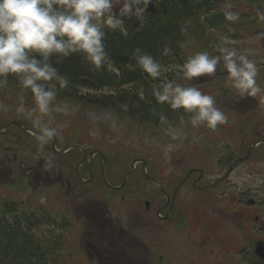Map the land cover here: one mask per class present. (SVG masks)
I'll use <instances>...</instances> for the list:
<instances>
[{
	"label": "rangeland",
	"instance_id": "rangeland-1",
	"mask_svg": "<svg viewBox=\"0 0 264 264\" xmlns=\"http://www.w3.org/2000/svg\"><path fill=\"white\" fill-rule=\"evenodd\" d=\"M229 6L231 11L240 14L239 21L229 27L227 32L221 30L222 33L229 34L221 35L220 32L212 30L208 35L207 43L192 41L187 45V51L190 56L202 51L216 55L217 45L227 38L228 47L237 49L239 53L248 54L249 59L257 63L260 74L257 82L261 85L264 83V38L258 37V34L264 33V23L257 21L256 13L258 10L264 11V0H225L224 10H229ZM203 76L186 80L181 73V76H176L173 81L185 87H196L203 94L214 97L216 106L228 117V123L218 125L215 131L204 126L193 128L189 123L181 125V117L187 122L189 116L178 115L180 121L167 120L168 123L162 126L161 131H156L159 134L152 132L153 136L146 132V135H142L135 133L113 112L84 106L75 99L53 101L51 116L45 117V122L51 120L50 126L58 128V142L55 145L57 149L78 144L87 152L100 150L107 156L106 162L109 164L110 161L109 165L114 166L115 170L127 166L135 158H146L149 164L167 160L166 171H163L166 184L162 182L161 184L166 191L174 189V194L179 189L178 196L184 200V214L190 217L189 212L196 207L192 208L189 203H185V200L197 204L196 219L200 222H205L206 218L203 216L210 213L216 217L223 216L220 205L229 209L230 214L225 220L215 219V222L225 228L211 226L202 230L206 234L210 233L207 235L208 240H212V236L216 238V241L208 243L215 251H212L213 257L216 253L213 259L215 264L218 262L239 264L244 251L247 249L249 252L250 248L253 249L256 240L264 239V145L254 148L249 159L244 158L246 149L253 144V141L257 137L264 138V100L261 99L264 96L260 95L254 100L246 97L238 99L239 97L228 86L227 73L222 65L218 66L213 76L205 78ZM21 103L26 109L35 107L33 97L16 94L8 87L0 88V130L11 121L20 122L21 126L27 127L26 131L29 133L37 130L31 120L23 118L16 111ZM256 121L261 123L255 124ZM169 125L183 127L185 136L179 141H170V138L164 134L165 128ZM7 130L0 135V196H10L22 201L29 200L30 207L32 204L43 205L56 216L58 223H66L63 234L66 237L67 228L69 229L66 203L61 199L59 188L51 185L49 177L53 173L57 175V172L66 176L73 171L81 150L76 148L58 153L52 149L53 141H51L45 146L42 154L36 137L28 136L29 139L24 137V133L21 132L23 128L18 130L12 127ZM247 130H259L261 133L258 135L255 131L247 133ZM138 134L143 138H139ZM169 142L177 144V148L166 155L165 146ZM42 155H47L54 161V167L48 170L50 176L39 173L46 171ZM228 158L231 159L227 160ZM238 159L240 160L237 161ZM90 162L99 164L101 160L100 157H94ZM169 163L173 164L170 168ZM232 165L234 166L231 167ZM195 167H200L203 171L201 182L214 181V184L209 183L207 189L195 190L191 188L193 187L191 181L184 183L191 172L189 169L195 170ZM110 173H114L111 168ZM244 175L247 179L237 183V180ZM93 186L96 187L97 182L93 181L90 188L92 189ZM152 189V193L158 198V192L153 186ZM93 195L95 194L92 193L89 197ZM249 199H253L254 203L248 204ZM232 201L236 204H232ZM120 205L115 202L114 210L122 212ZM240 205L242 207L238 209L237 206ZM234 210H244L245 215L239 217ZM170 227L168 224L165 226L166 229ZM223 233L226 234L222 235ZM224 236H228L226 242L230 241L225 250L217 243L220 241L217 237ZM161 239L164 237L162 236ZM171 240L169 242L166 239L164 244L174 250L173 255L180 264H186L183 260V252L186 253L187 249L185 236L182 237L181 242ZM66 250L67 254L68 246ZM66 254L62 256L70 258L71 254L68 256ZM198 255L200 260L198 264H206L202 262L203 257ZM222 259L224 260L221 261ZM68 264L90 263L80 259L79 262L76 260L74 263L70 260Z\"/></svg>",
	"mask_w": 264,
	"mask_h": 264
},
{
	"label": "clouds",
	"instance_id": "clouds-1",
	"mask_svg": "<svg viewBox=\"0 0 264 264\" xmlns=\"http://www.w3.org/2000/svg\"><path fill=\"white\" fill-rule=\"evenodd\" d=\"M152 0H0V88L6 87L9 75H14L22 90H29L35 107L26 109L21 103L16 111L23 118L31 120L41 153L45 146L59 135L58 128L52 127L50 117L52 104L58 88L66 89L69 80L61 74L57 64L79 54L83 61L97 71L113 66V60L106 45V29L125 32V19H140L147 12ZM119 5L118 11L114 8ZM224 12L225 20L236 23L239 12ZM258 22L264 23V11L256 13ZM258 37L264 38V33ZM190 41L181 44L184 47ZM224 38L217 45L216 55L207 51L189 56L179 71L186 80L203 75L213 76L218 66L227 73L228 86L240 97L256 98L264 92L257 82L259 68L248 54L239 53L228 47ZM172 50L165 46L161 55H170ZM135 64H127L129 71L136 67L153 80L160 82L153 88L157 103H167L171 109H183L190 114L186 122L193 128L204 126L215 131L218 125L228 123L227 115L216 106L213 96L203 94L196 87H185L172 80L162 79L167 69L151 54L135 48L131 53ZM55 58V59H53ZM264 100V97H261ZM166 119V118H164ZM164 134L170 141H179L185 136L183 127L169 125ZM177 144L169 142L165 154L175 151ZM45 170L54 167V161L47 155ZM244 175L237 180L242 183Z\"/></svg>",
	"mask_w": 264,
	"mask_h": 264
},
{
	"label": "trees",
	"instance_id": "trees-1",
	"mask_svg": "<svg viewBox=\"0 0 264 264\" xmlns=\"http://www.w3.org/2000/svg\"><path fill=\"white\" fill-rule=\"evenodd\" d=\"M224 2L152 0L142 18L125 19V32L105 30L104 42L113 60L111 69H92L79 54L56 65L61 74L67 76L69 85L66 89L58 88L55 100L75 99L87 107L107 109L142 135L148 132L154 136L152 132L161 131L167 120H178V115L189 116L183 109L173 110L167 103H157L152 92L160 81L153 80L138 67L129 71L126 65L135 64L131 53L138 47L167 69L162 79L173 81L176 76L180 77L179 66L190 56L187 51L189 43L181 47L182 43H207L212 30L228 35L222 32L235 25L225 20ZM118 8L116 6L113 11ZM165 46L172 50L170 55H161ZM6 87L32 98L29 90L20 88L14 75H9ZM12 127L22 130L16 124L8 130ZM21 132L28 139L35 137ZM139 134L138 137L143 138ZM65 227V222L58 223L56 216L41 204L30 207L29 200L0 196V264H68L70 260L74 263L72 243L68 234L63 235ZM67 246L69 251L66 254ZM63 254L71 255L68 258ZM240 261L239 264H264L251 248L249 252L244 251Z\"/></svg>",
	"mask_w": 264,
	"mask_h": 264
},
{
	"label": "flooded vegetation",
	"instance_id": "flooded-vegetation-1",
	"mask_svg": "<svg viewBox=\"0 0 264 264\" xmlns=\"http://www.w3.org/2000/svg\"><path fill=\"white\" fill-rule=\"evenodd\" d=\"M259 76L260 74L257 77ZM260 86L264 88V83ZM260 95L264 96L263 92ZM260 123V121L255 122V124ZM254 131L257 135L261 133L259 130H247V133ZM259 145H264L263 137H257L246 149L245 154L249 148L252 152ZM84 151L83 154L81 150L74 170L66 176L61 172L50 176L48 170L39 172L50 176L51 185L59 188L61 199L66 203L69 216L67 234L77 262L83 259L90 264H180L173 255L174 250L164 243L166 239L169 242L172 241L171 239L181 242L182 237L185 236L187 249L186 253L183 252V260L186 264H198L200 261L198 254L203 257L202 262L215 264L213 259L216 253L213 257L214 249L208 243L216 241V238L212 236V240H208L207 235L210 233L206 234L202 229H208L211 226H218L219 229L224 227L215 222V219L225 220L230 214L229 209L220 205L223 216L216 217L210 213L203 216L206 218L205 222L197 221L198 207L195 202L185 200V203H189L192 208L196 206L189 212L190 217H188L183 211L184 200L178 196L179 189L174 194V189L166 191L162 187L161 182L166 184L163 171H166L167 160L149 164L146 158H135L127 166L115 170L114 166L109 165L110 161L109 164L106 162L107 156L100 151L87 152L86 149ZM94 157H100L101 163H91ZM172 165L169 163V168ZM110 168L114 173H110ZM192 169L194 168L189 169L191 172L184 181V183L191 181L193 186L191 188L207 189L209 183L214 182H201L202 169L200 167ZM93 181L97 182V186L91 189L90 185ZM152 186L158 192V198L152 193ZM92 193L95 195L89 197ZM162 200L163 202L160 203ZM115 202L121 204L122 212L114 210ZM232 204L236 202L232 201ZM241 207V205L237 206L238 209ZM234 213L239 217L245 215L244 210H234ZM166 224L171 226L170 229L165 228ZM224 234L226 233L222 235ZM162 236L164 239H161ZM226 237L228 236L217 237L220 240L217 243L223 250L230 242H226ZM217 264H224V262Z\"/></svg>",
	"mask_w": 264,
	"mask_h": 264
},
{
	"label": "water",
	"instance_id": "water-1",
	"mask_svg": "<svg viewBox=\"0 0 264 264\" xmlns=\"http://www.w3.org/2000/svg\"><path fill=\"white\" fill-rule=\"evenodd\" d=\"M13 124H17V125H19L21 128H23V129L26 131V128L22 127L20 122H18V121H12V122L8 123V124L2 129V130H0V134H1L2 132H5V131H6L10 126H12ZM36 132H37V131H30V133H31L32 135H34V133H36ZM57 139H58L57 137H55V138L53 139L52 147H53L54 150H56V149H55V145H56V143L58 142ZM70 148H79V149L82 150V153H83V154L85 153L84 148H83L82 146L78 145V144H70V145L64 147L63 149H61V150H56V151H57L58 153H63V152H65L67 149H70ZM249 151H250V150H249ZM93 152H94V151H93ZM96 152H98V151H96ZM247 157H249V153H248L246 156H244V158H247ZM239 160H240V159H238L237 161H239ZM81 162H82V161H80V163H81ZM233 166H234V165H232L231 167H233ZM212 184H214V182L211 183V185H212ZM248 202L252 204L254 201H253L252 199H249ZM254 253H255L257 256H259V257H261L262 259H264V239H259V240H257V241L255 242V244H254Z\"/></svg>",
	"mask_w": 264,
	"mask_h": 264
}]
</instances>
